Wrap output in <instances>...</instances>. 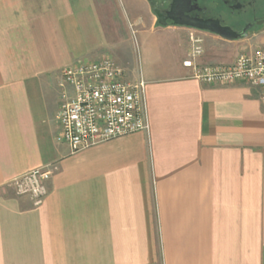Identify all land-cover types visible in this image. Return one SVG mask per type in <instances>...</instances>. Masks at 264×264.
Listing matches in <instances>:
<instances>
[{"label": "crops", "instance_id": "1", "mask_svg": "<svg viewBox=\"0 0 264 264\" xmlns=\"http://www.w3.org/2000/svg\"><path fill=\"white\" fill-rule=\"evenodd\" d=\"M144 10L0 0V264H264L260 90L195 78L189 28L176 25L164 30L182 46L177 63L142 68L136 37L158 28ZM252 43L209 41L199 63L231 65L264 45ZM104 55L147 82L150 130L73 153L57 140L61 72ZM50 164L42 204L17 194L14 178Z\"/></svg>", "mask_w": 264, "mask_h": 264}, {"label": "built area", "instance_id": "2", "mask_svg": "<svg viewBox=\"0 0 264 264\" xmlns=\"http://www.w3.org/2000/svg\"><path fill=\"white\" fill-rule=\"evenodd\" d=\"M190 42L188 57L195 78L207 84L248 82L259 88L264 107V45L253 54H240L231 65H206L199 63L204 54L203 39L191 32ZM59 87L63 102L58 112L61 130L57 140L68 143L73 153L150 130L147 82L143 78L128 80L126 69L109 56L63 69ZM57 169L55 164L35 168L14 178L11 184L17 194L27 195L40 205L48 192L46 181Z\"/></svg>", "mask_w": 264, "mask_h": 264}, {"label": "rangeland", "instance_id": "3", "mask_svg": "<svg viewBox=\"0 0 264 264\" xmlns=\"http://www.w3.org/2000/svg\"><path fill=\"white\" fill-rule=\"evenodd\" d=\"M145 1V10H144V18L147 21L148 25H153L156 22V26L158 27L155 32L143 31L138 35L136 41L135 54L140 55V65L144 69H152L154 67H171L172 64L177 63L180 54L182 52L181 47L178 45L179 41L177 40L175 34H168L166 30H164L163 26H159L157 24V17L152 12L153 2L150 0ZM194 32L197 37L203 39V47L205 49L206 44L210 42H214L216 45H220L222 49H242L241 40L229 41L221 38L220 36H214L212 34H207L206 32L195 30L189 28L188 35ZM206 35V36H205ZM206 37H209L210 40H207ZM249 39L252 40L253 47H257V45H263L264 42V27L260 30L257 35H250ZM256 43V44H255ZM246 47H250L249 45ZM244 47V48H246ZM139 53V54H138ZM105 56V55H104ZM127 54L125 55V57ZM110 57V56H109ZM137 58V56H136ZM123 65L126 63L123 62ZM122 65V66H123ZM124 67V66H123Z\"/></svg>", "mask_w": 264, "mask_h": 264}, {"label": "flooded vegetation", "instance_id": "4", "mask_svg": "<svg viewBox=\"0 0 264 264\" xmlns=\"http://www.w3.org/2000/svg\"><path fill=\"white\" fill-rule=\"evenodd\" d=\"M150 1L153 2L152 12L153 7H157L165 14L173 3V0ZM190 6H195L189 12L191 17L219 20L222 25L237 31L247 29V36L241 39L259 33L264 27V0H192Z\"/></svg>", "mask_w": 264, "mask_h": 264}, {"label": "water", "instance_id": "5", "mask_svg": "<svg viewBox=\"0 0 264 264\" xmlns=\"http://www.w3.org/2000/svg\"><path fill=\"white\" fill-rule=\"evenodd\" d=\"M191 4L192 0H173L172 7L166 14L159 8L153 7V12L157 17V24L163 27L176 25L205 31L216 34L229 41L238 40L247 36V29L237 31L230 26L222 25L219 20H203L191 17L189 12L195 8V6H190ZM169 21L172 23H169Z\"/></svg>", "mask_w": 264, "mask_h": 264}]
</instances>
